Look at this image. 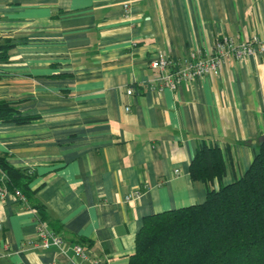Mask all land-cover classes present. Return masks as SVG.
Returning <instances> with one entry per match:
<instances>
[{
	"label": "crops",
	"instance_id": "0c3cea01",
	"mask_svg": "<svg viewBox=\"0 0 264 264\" xmlns=\"http://www.w3.org/2000/svg\"><path fill=\"white\" fill-rule=\"evenodd\" d=\"M219 34L264 43V0H0V100L34 117L0 121V156L27 175L24 200L0 198V264H129L145 216L205 199L201 145L224 158L212 186L243 174L264 134V49L151 88L159 52L181 63ZM40 223L61 249L41 247Z\"/></svg>",
	"mask_w": 264,
	"mask_h": 264
},
{
	"label": "trees",
	"instance_id": "16d2710c",
	"mask_svg": "<svg viewBox=\"0 0 264 264\" xmlns=\"http://www.w3.org/2000/svg\"><path fill=\"white\" fill-rule=\"evenodd\" d=\"M10 46L8 40L0 43L2 59ZM32 118L0 100V121L24 124ZM253 149L243 174L215 187L224 158L219 147L201 145L189 173L207 185L205 199L145 216L129 264H264V134ZM26 180L0 156V190H18L26 198Z\"/></svg>",
	"mask_w": 264,
	"mask_h": 264
},
{
	"label": "built area",
	"instance_id": "2783aa9c",
	"mask_svg": "<svg viewBox=\"0 0 264 264\" xmlns=\"http://www.w3.org/2000/svg\"><path fill=\"white\" fill-rule=\"evenodd\" d=\"M126 5L124 4V6ZM257 47L263 50L264 43L256 36L243 41H236L230 35L219 34L208 49L205 51L195 49L189 52L181 63L174 62L165 53L159 52L150 61L151 67L157 71L155 77L152 79L154 84L151 85V88L157 91L165 87L176 89L181 82H191L207 75L215 77L219 75L229 58L242 60L255 54ZM133 91L131 87L126 89L128 94L133 93ZM125 109L128 110L129 107L126 106ZM5 195H11L18 200H24V197L18 190L13 193L7 190H0V198H3ZM140 196L141 191L136 189L129 193L126 199L132 200ZM37 235L42 248H48L52 245L60 249L63 247L62 238L42 223L37 228ZM73 249L76 255L87 260L89 259L87 252L81 245L74 244ZM88 264H98V260L90 258Z\"/></svg>",
	"mask_w": 264,
	"mask_h": 264
}]
</instances>
